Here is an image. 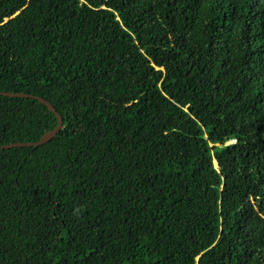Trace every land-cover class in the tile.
Here are the masks:
<instances>
[{"label":"trees","instance_id":"1","mask_svg":"<svg viewBox=\"0 0 264 264\" xmlns=\"http://www.w3.org/2000/svg\"><path fill=\"white\" fill-rule=\"evenodd\" d=\"M0 91V264H264V0H0Z\"/></svg>","mask_w":264,"mask_h":264},{"label":"water","instance_id":"2","mask_svg":"<svg viewBox=\"0 0 264 264\" xmlns=\"http://www.w3.org/2000/svg\"><path fill=\"white\" fill-rule=\"evenodd\" d=\"M0 95L5 96V97H11V98H32V99H35V100L41 102L42 104H44L45 106H47V108L52 113H54L58 119V125L56 126V128L52 131L45 133L39 141L32 142V143H13V144H8V145H3V146H0V150L10 149V148H18V147H38V146H41L45 143H48L50 140H52L54 137H56L57 134L62 129L63 120H62L61 115L56 111L54 106L52 104H50L48 101H46L45 99L38 97V96L24 94V93H11V92H2V91H0Z\"/></svg>","mask_w":264,"mask_h":264},{"label":"snow or ice","instance_id":"3","mask_svg":"<svg viewBox=\"0 0 264 264\" xmlns=\"http://www.w3.org/2000/svg\"><path fill=\"white\" fill-rule=\"evenodd\" d=\"M6 23V22H5Z\"/></svg>","mask_w":264,"mask_h":264}]
</instances>
